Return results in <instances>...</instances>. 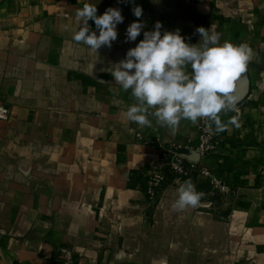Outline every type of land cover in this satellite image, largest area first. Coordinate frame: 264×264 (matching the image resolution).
I'll return each instance as SVG.
<instances>
[{
  "label": "crops",
  "instance_id": "0c3cea01",
  "mask_svg": "<svg viewBox=\"0 0 264 264\" xmlns=\"http://www.w3.org/2000/svg\"><path fill=\"white\" fill-rule=\"evenodd\" d=\"M89 2L124 16L97 52L72 39ZM137 19L145 28L126 42ZM157 21L191 44L202 26L252 49L238 111L219 114L227 128L202 161L231 189L210 211H177L171 184L149 205L151 142L195 145L196 122L129 121L136 100L107 71ZM0 113V264H65L62 248L75 264H264V0H0ZM188 180L204 201L209 180Z\"/></svg>",
  "mask_w": 264,
  "mask_h": 264
},
{
  "label": "clouds",
  "instance_id": "9594fccd",
  "mask_svg": "<svg viewBox=\"0 0 264 264\" xmlns=\"http://www.w3.org/2000/svg\"><path fill=\"white\" fill-rule=\"evenodd\" d=\"M132 12L140 18L143 8L136 5ZM76 17L81 25L72 39L96 52L102 46L111 47L118 38L117 26L124 21L121 9L109 7L98 15L96 3L92 2L77 9ZM89 20L94 21L96 30L91 29ZM162 27V22L157 21L152 30L143 31V39L126 52L124 59L107 69L123 90L131 89L136 100L127 109L126 118L140 126H151L152 115L157 123L168 127L178 126L182 119L193 123L206 119L207 131L212 132L213 125L215 132L224 131L227 124L219 114L238 111L237 84L247 72L252 49L243 43H221L219 32L202 26L196 29L200 34L197 44L186 42L180 30L162 33ZM144 28L140 19L130 23L126 42H135ZM236 120L232 117L229 123ZM177 192L173 204L177 211L199 206L202 193L191 180L181 182Z\"/></svg>",
  "mask_w": 264,
  "mask_h": 264
},
{
  "label": "built area",
  "instance_id": "2783aa9c",
  "mask_svg": "<svg viewBox=\"0 0 264 264\" xmlns=\"http://www.w3.org/2000/svg\"><path fill=\"white\" fill-rule=\"evenodd\" d=\"M208 121L200 119L196 122V144H172L164 143L160 140L152 141L158 150V157L155 161L154 170L150 178L149 187L146 192L147 202L152 205L166 184L180 186L181 182L189 179L192 174H199L206 177L210 183V189L204 194V201H200L197 208L201 210H212L213 197L226 200L231 193L229 185L217 178L215 173L203 166L202 161L211 153L217 151L219 142L216 132L207 131ZM191 155L197 157V161L190 158ZM260 176L264 181V166L260 171ZM66 257L65 264H75L71 252L67 249L59 251Z\"/></svg>",
  "mask_w": 264,
  "mask_h": 264
},
{
  "label": "rangeland",
  "instance_id": "374dc122",
  "mask_svg": "<svg viewBox=\"0 0 264 264\" xmlns=\"http://www.w3.org/2000/svg\"><path fill=\"white\" fill-rule=\"evenodd\" d=\"M1 115H3V114L0 113V118H4V117H5V116L3 117V116H1Z\"/></svg>",
  "mask_w": 264,
  "mask_h": 264
}]
</instances>
